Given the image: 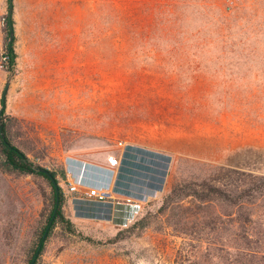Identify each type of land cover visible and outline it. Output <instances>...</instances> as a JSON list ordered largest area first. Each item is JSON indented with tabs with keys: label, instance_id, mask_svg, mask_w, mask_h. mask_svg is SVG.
Listing matches in <instances>:
<instances>
[{
	"label": "rangeland",
	"instance_id": "rangeland-1",
	"mask_svg": "<svg viewBox=\"0 0 264 264\" xmlns=\"http://www.w3.org/2000/svg\"><path fill=\"white\" fill-rule=\"evenodd\" d=\"M12 1L16 64L7 71L8 0H0V107L10 83L0 120L12 144L56 174L64 196L63 223L37 264H236L235 252L220 248L229 232L181 234L173 208H193L192 198L168 206L165 198L175 184L217 183L218 167L264 176V86L243 68L240 83L222 87L212 66L173 63L174 54L129 49L109 34L111 6L144 25V8L167 0ZM127 147L169 158L164 189L122 226L75 222L65 160L115 167ZM49 193L37 175L0 171V264H27Z\"/></svg>",
	"mask_w": 264,
	"mask_h": 264
},
{
	"label": "trees",
	"instance_id": "trees-1",
	"mask_svg": "<svg viewBox=\"0 0 264 264\" xmlns=\"http://www.w3.org/2000/svg\"><path fill=\"white\" fill-rule=\"evenodd\" d=\"M109 11V34L119 33L121 37L115 35L117 42L121 44L123 41L129 49L174 54L175 57H171L173 63H192L197 69L212 66L211 77L220 79L217 82L222 87L228 83H240L243 80L240 70L244 68L249 72L252 84L264 86V0L157 1L144 8L143 11L150 14L149 21L144 25L119 17L118 11L112 6ZM11 23L14 25L12 19ZM5 24L7 41L8 17L5 18ZM178 53H185L187 59H178ZM207 54L212 56L205 57ZM4 58L3 68L12 71L16 64L13 43L5 46ZM40 168L12 144L9 127L2 123L0 171L18 177L37 175L50 189L46 197L48 213L45 223L35 236L27 264L38 248L56 202L54 186L49 176L39 171ZM216 171L221 176L217 183L202 182L199 189L188 184L171 186L165 198L166 206L180 203L188 197L192 198L193 203V208L179 204L173 208L176 220L172 226L181 234L189 236L218 230L229 232L231 239L221 241L220 248L225 253L235 252L239 257L235 259L236 264H264V176L225 167H218ZM48 172L58 185L56 174ZM58 190L56 214L44 243L52 229L62 225L64 220V196L59 186ZM38 257L34 264H37Z\"/></svg>",
	"mask_w": 264,
	"mask_h": 264
},
{
	"label": "crops",
	"instance_id": "crops-1",
	"mask_svg": "<svg viewBox=\"0 0 264 264\" xmlns=\"http://www.w3.org/2000/svg\"><path fill=\"white\" fill-rule=\"evenodd\" d=\"M71 160L77 161L66 159V167L70 165L78 182V191L72 197L79 198L72 200L73 220L113 221L119 226L137 213L141 202L134 197L158 195L164 189L170 164L166 155L141 148H130L123 159L112 163L115 167L109 161L110 166L92 165V169L85 170L80 165L71 166Z\"/></svg>",
	"mask_w": 264,
	"mask_h": 264
},
{
	"label": "water",
	"instance_id": "water-1",
	"mask_svg": "<svg viewBox=\"0 0 264 264\" xmlns=\"http://www.w3.org/2000/svg\"><path fill=\"white\" fill-rule=\"evenodd\" d=\"M12 14H13V1L12 0H8V9H7V17L9 19V25H8V36H9V40H8V43L9 45H11L13 43V40H14V29H13V25L11 23V19H12ZM9 81L5 83L4 85V89L2 91V94H1V107H0V117L2 116L3 114V111L5 109V105H6V95H7V92H8V89H9ZM2 131V123H1V120H0V133ZM39 171L41 173H44L46 175L49 176L53 186H54V190H55V194H56V202H55V208H54V211L52 213V216L50 218V221L45 229V232L40 240V243L38 245V248L37 250L35 251V254L33 256V258L31 259V261L28 263V264H34L38 255H39V252H40V248L42 246V244L44 243L45 241V238H46V235L52 225V222L54 220V217H55V214H56V210H57V206H58V194H59V190H58V185L57 183L55 182L54 178L52 176L49 175V172L43 168H40Z\"/></svg>",
	"mask_w": 264,
	"mask_h": 264
},
{
	"label": "built area",
	"instance_id": "built-area-1",
	"mask_svg": "<svg viewBox=\"0 0 264 264\" xmlns=\"http://www.w3.org/2000/svg\"><path fill=\"white\" fill-rule=\"evenodd\" d=\"M130 148L127 147V151H129ZM68 159V158H67ZM76 163V164H75ZM117 163V162H116ZM71 164V166H77V165H80L82 169H85V170H88L91 168V165H88V164H84V163H80L78 161H72L69 163ZM95 168V167H94ZM100 168V167H99ZM98 168V169H99ZM77 171V170H76ZM66 174H68L70 176L69 179V191L74 194V193H77L78 191V188H77V185H78V182L76 180V177H75V174L73 173V169L70 168V165L66 167ZM73 173V174H72ZM104 188V187H103ZM94 193V191H91V194ZM156 194L155 195H152L151 193L150 194H147V195H141V196H138V197H134V199H136L137 201L141 202V203H146L148 202L149 200L155 198ZM103 197H100L99 200L101 201ZM133 198V197H132ZM79 198L77 197H72L71 200H77Z\"/></svg>",
	"mask_w": 264,
	"mask_h": 264
},
{
	"label": "bare ground",
	"instance_id": "bare-ground-1",
	"mask_svg": "<svg viewBox=\"0 0 264 264\" xmlns=\"http://www.w3.org/2000/svg\"><path fill=\"white\" fill-rule=\"evenodd\" d=\"M138 210H139V207H138ZM138 210H137V211H138Z\"/></svg>",
	"mask_w": 264,
	"mask_h": 264
}]
</instances>
